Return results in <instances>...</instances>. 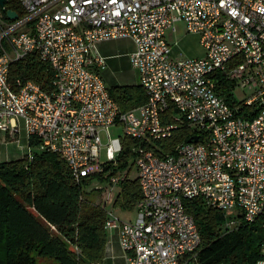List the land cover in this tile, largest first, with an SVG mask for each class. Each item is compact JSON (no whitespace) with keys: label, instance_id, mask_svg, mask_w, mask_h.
<instances>
[{"label":"built area","instance_id":"built-area-1","mask_svg":"<svg viewBox=\"0 0 264 264\" xmlns=\"http://www.w3.org/2000/svg\"><path fill=\"white\" fill-rule=\"evenodd\" d=\"M19 2L23 18L0 14V134L19 144L23 123L28 143L39 142L28 147L30 157L59 154L77 182L107 179V242L117 232L127 264H196L202 240L186 200L223 211L224 233L264 213V0ZM180 23L204 57L174 55L168 33ZM113 40L133 42L129 61L146 95L126 112L102 77L98 46ZM32 55L51 67L53 90L10 81L11 67ZM237 89L252 93L238 102ZM111 128L123 133L112 139ZM183 130L191 142L166 154L162 144ZM125 138L141 142L134 165L142 199L133 221L107 206L130 177L127 170L110 177ZM261 254L258 264L264 245Z\"/></svg>","mask_w":264,"mask_h":264},{"label":"trees","instance_id":"trees-1","mask_svg":"<svg viewBox=\"0 0 264 264\" xmlns=\"http://www.w3.org/2000/svg\"><path fill=\"white\" fill-rule=\"evenodd\" d=\"M9 10L20 18L25 15L19 0H9L6 12ZM6 12L0 9L4 20L9 21ZM18 78L33 81L46 91L53 90L51 67L37 55L11 67L10 81ZM109 92L124 112L146 103L140 85L112 87ZM229 92H219L228 103ZM187 134L183 130L164 142V152L173 154L179 143H188L191 136ZM140 143L133 138L123 140V152L110 177L127 170L131 160L134 166V149ZM28 144L32 149L39 146L35 139ZM95 178L108 186L107 179L101 176L77 182L61 156L52 152L36 151L33 157L27 154L21 159L0 162V264L103 262L108 240L105 203L97 205L84 198ZM141 199L137 178H128L120 183L114 208L134 212ZM184 205L201 235L196 264H258L264 245V213L254 222H242L237 229L224 233L222 227L227 218L223 211L209 207L201 199L186 200Z\"/></svg>","mask_w":264,"mask_h":264},{"label":"crops","instance_id":"crops-1","mask_svg":"<svg viewBox=\"0 0 264 264\" xmlns=\"http://www.w3.org/2000/svg\"><path fill=\"white\" fill-rule=\"evenodd\" d=\"M177 33H178V28L176 33L174 34H172L171 32L168 33V40L173 46L174 55L176 57L202 58L204 56V53H202L201 55L202 57L201 56L195 57V55H197L196 52L194 51L189 52L188 50L185 51H187L188 54L190 53L189 54L190 57H188L189 55L187 54L185 55L184 48L182 49L181 47L182 42L180 43V41H177L179 40L177 39ZM192 37H196L198 39V37L195 35H192ZM189 39L192 40L191 37L190 38L185 37L183 40H189ZM98 49H99V53L106 58V69L102 72V77L108 88L117 87V86L122 87V86L139 85V74L135 69L132 68L129 61V55L135 50V46L132 41L130 40L107 41L99 44ZM128 71H130L129 75L126 74ZM15 154L17 155L18 153ZM22 157L23 156L21 157L18 156L16 158H12L11 160L21 159ZM114 202L115 201H113L112 203L109 202L107 206L109 208L115 209L116 213L123 220H132V221L134 220L132 218L126 219L125 217L121 216L120 213L125 215V214H130L131 212H126V211H122L121 209L114 208ZM134 213L137 214L136 209ZM110 236H111V240L107 242L105 247L103 264H127L126 254L120 246L117 232L113 231L110 234Z\"/></svg>","mask_w":264,"mask_h":264},{"label":"rangeland","instance_id":"rangeland-1","mask_svg":"<svg viewBox=\"0 0 264 264\" xmlns=\"http://www.w3.org/2000/svg\"><path fill=\"white\" fill-rule=\"evenodd\" d=\"M178 28V33H177V41H180V43L182 44V49L184 48L185 50L190 51H194L196 52L197 55H195V57H200L202 55V53H204V51L202 52L203 49H201V46L199 44V40L196 37H192V35H189L186 32L185 26H183V24H179L177 26ZM185 37L188 38H192V40H183ZM180 47V46H179ZM184 53V52H183ZM189 55L187 53V51H185V55ZM190 57V55L188 56ZM202 57V56H201ZM204 57V56H203ZM128 71L126 74L129 75ZM251 91L249 90H240L237 89L235 92H233V96L234 98L238 101V102H243L245 100L248 99V97L251 95ZM123 133L122 129H120L119 131L116 130L115 128H111L110 129V134L112 135V139H117L119 135H121ZM4 139H6V142L4 141ZM19 139V143L18 144L15 140L11 139L10 137H8L5 133H1L0 134V162H4V161H10L12 158H16L18 156H25L28 153V148L29 144H28V137H27V133L25 131V128L23 126V123L20 126V134L18 136ZM102 141H103V145L106 146L108 144V138L103 136L102 137ZM23 146V147H21ZM22 148V149H21ZM21 150V151H19ZM15 153H18L17 155ZM102 155H103V160L106 159V149L103 148L102 150ZM8 159V160H6ZM127 171H129V175H130V179H136L137 178V171H136V167L135 165L133 166V160H131L129 162V168L127 169ZM105 179V178H104ZM107 183V182H106ZM95 188H98L99 190L96 191L94 190ZM106 187L100 183V181L95 178L92 180L91 182V186L89 188H87L85 190L84 193V198L92 203L95 204H99L100 203H106ZM121 216L125 217L126 219H135L136 217V213L131 212L130 214H121ZM45 264H49L48 262Z\"/></svg>","mask_w":264,"mask_h":264},{"label":"water","instance_id":"water-1","mask_svg":"<svg viewBox=\"0 0 264 264\" xmlns=\"http://www.w3.org/2000/svg\"><path fill=\"white\" fill-rule=\"evenodd\" d=\"M8 1L9 0H0V9L2 10V12H6V5H7ZM6 14H7V18L10 21H16L19 18L18 14L14 11H11V10L7 11Z\"/></svg>","mask_w":264,"mask_h":264}]
</instances>
